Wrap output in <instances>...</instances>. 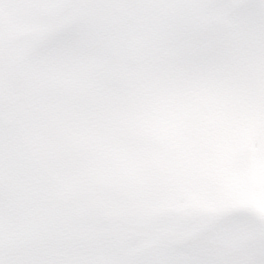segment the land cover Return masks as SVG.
Segmentation results:
<instances>
[{
    "label": "snow or ice",
    "instance_id": "6c2138e0",
    "mask_svg": "<svg viewBox=\"0 0 264 264\" xmlns=\"http://www.w3.org/2000/svg\"><path fill=\"white\" fill-rule=\"evenodd\" d=\"M26 2L131 68L0 108V264H264V0Z\"/></svg>",
    "mask_w": 264,
    "mask_h": 264
},
{
    "label": "rangeland",
    "instance_id": "374dc122",
    "mask_svg": "<svg viewBox=\"0 0 264 264\" xmlns=\"http://www.w3.org/2000/svg\"><path fill=\"white\" fill-rule=\"evenodd\" d=\"M15 1H18V3L14 6V11H12L6 5V0H0V21L1 26L4 27V30L0 29V45H3L5 42L8 43L7 54L11 59L8 58L6 66L11 67L13 65V68L15 67L16 69H14L22 74L20 66L12 62L14 54L20 52L23 62L28 61L22 67L30 70V61L34 60L35 54L44 51L43 48L58 50L62 45L54 42L56 39L54 34L59 28L64 26V22L69 18V13L63 9L33 7L26 0ZM21 7L24 12H19ZM14 27L17 28L16 31L13 30ZM44 33L45 35H43ZM124 56L118 58V54L107 56L92 63L79 62V68L85 67L86 70L88 69L89 71L84 75V78L94 83L96 81V72L112 70L114 66L125 59ZM6 59L7 55L0 52V63L6 61ZM116 73L118 72L116 71ZM9 78L14 84L18 82V78L13 75L12 71ZM109 78L110 76H106V80ZM2 97L5 98V95L0 91V98Z\"/></svg>",
    "mask_w": 264,
    "mask_h": 264
}]
</instances>
